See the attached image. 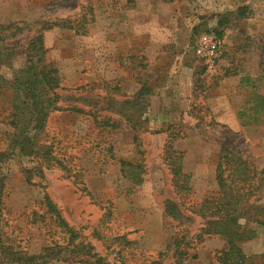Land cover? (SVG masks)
<instances>
[{"label":"rangeland","instance_id":"374dc122","mask_svg":"<svg viewBox=\"0 0 264 264\" xmlns=\"http://www.w3.org/2000/svg\"><path fill=\"white\" fill-rule=\"evenodd\" d=\"M238 8L244 17L228 15L214 33L218 15ZM62 21L74 29L42 30L43 62L59 82L40 94L48 116L35 160L18 143L37 130L29 105L40 97L21 82L33 77L28 46L41 22ZM205 33L218 43L209 64L194 52ZM221 144L262 180L247 205L254 234L240 246L247 264H264V0H0V154L13 152L0 164V259L3 246L38 254L51 241L54 225L28 217L44 212L47 194L78 231L75 242L104 262L173 264L166 246L177 235L182 264H217L225 238L207 232L214 217L199 205L215 188ZM121 160L142 165L139 184ZM173 164L189 178L177 184Z\"/></svg>","mask_w":264,"mask_h":264},{"label":"trees","instance_id":"16d2710c","mask_svg":"<svg viewBox=\"0 0 264 264\" xmlns=\"http://www.w3.org/2000/svg\"><path fill=\"white\" fill-rule=\"evenodd\" d=\"M245 14L244 8H238L236 12H230L227 15H218L217 26L213 30L214 33L221 36V29L232 20L229 16L233 15L235 18H238L244 17ZM41 24L42 26L39 29V33L31 39V44L28 46V49L33 50L32 57L29 58L31 64L28 65V69L34 70L32 73L33 77H27V79L25 78L21 82L24 86L22 91H25V93L32 96L34 99L37 96L40 97V99L37 98V101L29 105L31 108L30 112L36 116L37 126H35V128L37 130L31 138H24L21 134H18L22 136V140L18 143L19 155H30L32 159L35 160L39 152L36 148L33 149V147H37V134H40L41 130L45 127L47 122L46 118L48 116V112L45 108L41 107V101L43 100H41V98L44 97L40 96V94L47 90H54L59 82L57 70L50 64H45L43 62L42 30H48L52 27L74 29L72 24L65 21L58 23L41 22ZM3 27L5 29L7 28L6 26ZM78 31L79 30L76 32ZM83 33H86V30H84ZM145 93V88L142 87L138 91L136 98H141ZM53 96L56 97L57 94L53 93ZM22 98V103H26V99L24 97ZM49 104H51V102ZM16 123L17 122H12L11 124L16 125ZM13 134L16 133L14 132ZM24 146L31 149L28 154L22 151ZM167 147L169 149L167 152L169 159H173V162L175 159L178 163V160L182 157V153L177 152L172 142L169 143ZM9 156H13V152L1 153L0 164ZM119 165L120 172L124 176H129L135 184L141 182V173L143 171L141 164L121 160ZM170 171L172 173V179H175L177 184L179 181L189 178V174L185 173L179 164H173ZM214 181L215 188L201 200L199 213H201L203 218L214 217V220L209 222L212 231L207 229V232L213 233V231H216L219 236L225 238V248L216 255V262L217 264H247V257L240 243L254 234V229L249 226V224H253L254 221L251 220L247 205L256 192L262 189V180L258 176V172L252 163L231 150L227 145L221 144L217 162L214 167ZM41 205L44 212L39 213L36 210L32 211L28 215L29 221L32 223H37L39 221L43 223L45 220L44 226L46 224H53L54 228L48 230V234L52 238L51 241L44 245L38 254H29L26 250H14L11 246H3L1 247V253L5 256L0 259V264H62L65 262L109 264L104 262V259L98 256V254L91 252V245H85L83 242L79 241L75 242L79 237L78 231L69 226L47 194L43 196ZM45 215L47 219H44ZM36 218L40 219L36 220ZM242 218H246L247 222H240ZM248 220H250L251 223ZM259 223H261V226H264V220ZM40 227L41 229L43 228L42 225ZM181 239L183 240V236L179 238V236L175 235L174 237H170L167 242L166 248L167 251L169 250V252H171L173 264H182L183 260L187 257L186 251L181 246L182 242H179ZM84 254L86 256H84ZM261 257L264 258V254H262ZM148 264H160V260L154 258L150 260Z\"/></svg>","mask_w":264,"mask_h":264},{"label":"built area","instance_id":"2783aa9c","mask_svg":"<svg viewBox=\"0 0 264 264\" xmlns=\"http://www.w3.org/2000/svg\"><path fill=\"white\" fill-rule=\"evenodd\" d=\"M217 44L213 34H202L196 42L194 52L198 58L209 64L217 56Z\"/></svg>","mask_w":264,"mask_h":264}]
</instances>
